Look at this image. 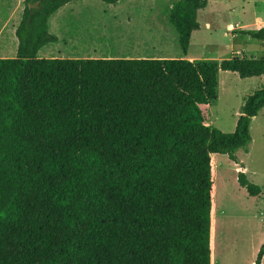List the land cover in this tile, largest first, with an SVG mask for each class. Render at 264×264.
<instances>
[{"label":"trees","instance_id":"16d2710c","mask_svg":"<svg viewBox=\"0 0 264 264\" xmlns=\"http://www.w3.org/2000/svg\"><path fill=\"white\" fill-rule=\"evenodd\" d=\"M81 1L24 0L17 56L0 59V264H213L212 156L248 149L264 85L245 95L232 133L202 107L219 71L263 77L264 58H39L58 42L52 18ZM208 4L170 8L186 55ZM244 34L264 41V28Z\"/></svg>","mask_w":264,"mask_h":264},{"label":"rangeland","instance_id":"374dc122","mask_svg":"<svg viewBox=\"0 0 264 264\" xmlns=\"http://www.w3.org/2000/svg\"><path fill=\"white\" fill-rule=\"evenodd\" d=\"M176 1L70 3L58 13L52 25V34L61 40L45 46L38 57L218 62L235 56L264 58V41L244 34L264 28V0H208L207 8L199 13L201 28L194 33L187 55L169 23L170 8ZM23 10L24 0H0V59L17 56L16 29ZM217 78V99L202 110L208 125L232 133L245 95L264 85V76L242 79L235 73L219 71ZM250 132L252 141L248 149L236 152L237 160L222 154L212 156L216 184L213 264H256L264 245V109L252 119ZM239 172L262 189L259 196L249 195L240 185Z\"/></svg>","mask_w":264,"mask_h":264},{"label":"crops","instance_id":"0c3cea01","mask_svg":"<svg viewBox=\"0 0 264 264\" xmlns=\"http://www.w3.org/2000/svg\"><path fill=\"white\" fill-rule=\"evenodd\" d=\"M62 9H63V8H62ZM62 9H61V10H62ZM61 10H60V11H61ZM60 11H59V12H60ZM59 12H58V13H59ZM58 13H57V14L52 18V20H51V28H50L51 33H53V29H52L53 27H52V25H53V22H54L55 17L58 15ZM240 28H241V26H240ZM53 35H55V36L58 37V42L61 40L60 36H58V35H56V34H53ZM40 52H41V51H40ZM40 52H39V53H40ZM38 55H39V54H38ZM253 119H254V118H253ZM244 170H245V169H244Z\"/></svg>","mask_w":264,"mask_h":264},{"label":"bare ground","instance_id":"6f19581e","mask_svg":"<svg viewBox=\"0 0 264 264\" xmlns=\"http://www.w3.org/2000/svg\"><path fill=\"white\" fill-rule=\"evenodd\" d=\"M217 226V225H216ZM215 238V237H214ZM217 245V244H216Z\"/></svg>","mask_w":264,"mask_h":264}]
</instances>
